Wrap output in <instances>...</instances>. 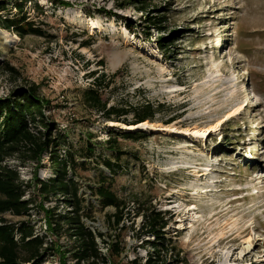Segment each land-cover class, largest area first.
<instances>
[{
    "label": "rangeland",
    "instance_id": "rangeland-1",
    "mask_svg": "<svg viewBox=\"0 0 264 264\" xmlns=\"http://www.w3.org/2000/svg\"><path fill=\"white\" fill-rule=\"evenodd\" d=\"M0 1V17L25 14L44 34L20 38L0 28L8 34H0V100L37 89L44 122L60 139L59 158L70 154L78 165L82 221L102 235L97 244L108 264L153 257L146 216L157 212L170 220L160 256L167 264H264V0ZM153 17L162 22L150 25ZM95 71L107 109L130 111L120 121L133 123L135 107L150 103L157 112L147 123L157 129L128 139L114 116L90 108L84 93ZM238 105L240 114L205 137L180 133L215 124ZM169 126L176 132L163 130ZM105 161L119 163L113 177ZM6 164L29 183L21 201L30 212L5 214L2 223L29 222L48 237L41 264H77L74 239L50 231L49 216L64 214L65 205L45 200L35 185L53 177L48 154L32 162L18 153ZM102 177L123 201L119 223L115 209H102L92 194Z\"/></svg>",
    "mask_w": 264,
    "mask_h": 264
},
{
    "label": "trees",
    "instance_id": "trees-1",
    "mask_svg": "<svg viewBox=\"0 0 264 264\" xmlns=\"http://www.w3.org/2000/svg\"><path fill=\"white\" fill-rule=\"evenodd\" d=\"M127 2L124 7L132 4L133 0H117ZM131 2V3H130ZM138 4H144L140 0H135ZM23 1L15 8L19 9V14L23 13ZM148 6L136 7L135 12H144ZM35 8L41 9L38 5ZM5 10V3L0 1V12ZM157 18V19H156ZM163 17H153L149 19L150 25H156L154 21L162 22ZM23 16L15 19H3L0 17V28L16 32L20 38H24L27 34L42 37V31L34 28L32 22ZM164 28V27H157ZM168 39L161 38L159 44L161 49L170 52V46L166 45ZM89 77L92 79L91 88L84 93L85 102L97 112L106 115L112 122L122 123L127 126L139 125L147 121H153L157 112L150 103L143 106H137L133 110L135 120L128 123L126 120L120 121L130 111H124L115 107L107 109V101L103 100L99 95V91L104 85L101 83L103 75H97L96 71L92 72ZM143 107V111H139ZM46 104L40 99L37 89L29 87V89H18L15 91L11 99L0 100V264H41L44 260V254L48 250L49 242L46 235H37L29 222H21L19 224H4L3 215L13 213L15 215L29 214V201H21L26 195L30 186L28 182L20 180L17 173L11 170L6 160L21 153L27 158L35 162L40 157L43 158L48 154L49 161L53 168V177L46 180H36L38 192L49 201L51 198H61V203L65 205L67 211L64 214L52 212L49 216L51 220V232L60 235L61 232L67 233L69 238L74 239L77 244L74 257L77 264H108L106 257L100 251L97 239L102 238L101 234L94 233L86 227L82 218L84 214L83 200L79 196V184L75 179V163L74 157L67 154L65 159L59 158L56 148L59 147L60 139L52 138L50 127L45 123L43 111ZM170 120L167 124L173 122ZM40 126L47 130V134L42 137L41 133L34 132V128ZM121 133L128 139H133L136 133L126 131ZM57 140V141H56ZM89 156L94 150H88ZM116 152L117 159L118 154ZM104 165L110 171L113 177L116 169H120L119 163H111L105 161ZM111 179L102 177L99 179L98 187L92 190V194L97 197L99 205L102 209L112 207L117 217V223L121 221V209L123 201L118 198L111 188ZM165 213L157 212L146 216L148 220L147 233L152 235L154 242L151 243L154 249L153 257L148 258L145 264H167L162 260L161 252L166 249V241L163 237V230L166 228L170 220H166ZM50 232V233H51ZM48 235V234H47ZM51 245V242H50ZM117 254V253H116Z\"/></svg>",
    "mask_w": 264,
    "mask_h": 264
},
{
    "label": "bare ground",
    "instance_id": "bare-ground-1",
    "mask_svg": "<svg viewBox=\"0 0 264 264\" xmlns=\"http://www.w3.org/2000/svg\"><path fill=\"white\" fill-rule=\"evenodd\" d=\"M97 25H98L97 23L91 22V26H92V27H96ZM0 34H1V36L3 35L4 37H5V36H6V37L8 36L7 32H4V31H0ZM240 112H241V107L238 105V106H236L235 108H233L232 110H230V111L226 114V116H225V118H224L223 120H218V121H216L215 124H212V125L207 126V127H205V128H200V129H196V128H194L193 130H189V129H187V130H183V131H181V132L179 131V132H180L181 134H189V133H191L192 135H195V136H202V137H205L207 133H210V134H211V132H212V131H215L216 129H218L219 126H220L223 122H225L226 120L231 119L232 117H234V116L240 114ZM116 124H117L121 129H124V130H126V131H134V130H137V129H145V128L148 129V127H150V128H151V127L154 128V127L152 126V124H149V123H147V122L141 123V124H139V125H131V126H127V125L122 124V123H116ZM154 129H157V128H154ZM163 130L169 132L170 134L173 133V132H176V130L171 129L170 126H169V127H165ZM193 209H195V208H193Z\"/></svg>",
    "mask_w": 264,
    "mask_h": 264
}]
</instances>
